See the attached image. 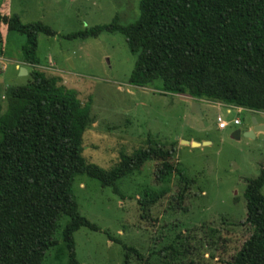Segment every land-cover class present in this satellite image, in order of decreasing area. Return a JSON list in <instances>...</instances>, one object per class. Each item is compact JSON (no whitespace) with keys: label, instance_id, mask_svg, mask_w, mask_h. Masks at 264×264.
Wrapping results in <instances>:
<instances>
[{"label":"trees","instance_id":"16d2710c","mask_svg":"<svg viewBox=\"0 0 264 264\" xmlns=\"http://www.w3.org/2000/svg\"><path fill=\"white\" fill-rule=\"evenodd\" d=\"M0 24L5 42L10 33L23 36L20 61L32 66L29 81L6 87L0 97V264H42L57 234L66 264H80L73 232L97 226L79 213L72 195L79 174L114 190L115 180L154 161L156 180L174 176L175 203L169 200L168 207L184 209L179 201L193 180L173 161V146L147 140L130 154L121 153L108 169L86 161L81 138L92 123L87 102L76 99L60 76L34 68L37 34L54 31L40 21L22 23L14 13H0ZM100 31L119 32L135 55L129 84L158 80L163 92L264 113V0H138L132 22L121 24L115 17L63 36L85 38ZM263 183L264 158L243 190L245 215L239 224L250 232L231 254L214 252L213 238L189 244L180 232L147 254L107 237L120 246L121 264H264ZM156 199H136L140 217L155 219L149 214ZM204 243L207 256L199 250Z\"/></svg>","mask_w":264,"mask_h":264},{"label":"rangeland","instance_id":"374dc122","mask_svg":"<svg viewBox=\"0 0 264 264\" xmlns=\"http://www.w3.org/2000/svg\"><path fill=\"white\" fill-rule=\"evenodd\" d=\"M138 0H0V13H14L22 23L40 21L54 31L38 33L35 54L47 74L60 76L76 99L87 102L92 123L83 132L81 155L103 169L113 166L121 153L130 154L147 140L164 147L173 146L174 159L193 180L179 204L175 203L174 176L155 179L154 161L101 187L84 174L74 177L72 195L78 211L97 226L79 227L73 232L74 250L80 264H121L120 246L108 239L118 237L144 254L168 243L176 232L182 239L216 240L214 252L233 253L248 236L250 228L239 224L245 215L243 190L257 176L264 158V113L226 107L215 101L198 99L200 115L191 111L193 98L163 92L158 80L143 86L132 85L127 77L135 55L119 32L100 31L96 36L67 38L63 35L107 24L115 17L121 24L137 15ZM5 25L0 24V97L8 86L29 81L32 66L20 61L23 36L10 33L4 41ZM18 64L26 74H18ZM226 122L216 127L215 117ZM251 116L263 130L251 129ZM239 118L234 125L232 119ZM238 129V136L232 132ZM193 139L197 146L180 140ZM264 195V183L260 188ZM157 198L149 216L140 217L136 199ZM148 216V217H149ZM176 222L177 226H172ZM187 235V236H186ZM42 264H66V248L57 234ZM205 244V243H204ZM221 246H224L222 248ZM205 244L199 250L207 256ZM212 262V260H209ZM131 263H134L131 261Z\"/></svg>","mask_w":264,"mask_h":264},{"label":"water","instance_id":"95a60500","mask_svg":"<svg viewBox=\"0 0 264 264\" xmlns=\"http://www.w3.org/2000/svg\"><path fill=\"white\" fill-rule=\"evenodd\" d=\"M18 74H20V75L21 74H26V70L24 69V67L21 66L19 68ZM191 111L194 112L195 114H199L200 115L199 104L197 103V100H195V99H193V102L191 103ZM251 124H252V128L244 131V135L245 136L252 135L253 131L263 130L262 129L263 124L257 123L253 116H251ZM238 133H239V130L236 129V130H234V132H232V135L237 137ZM180 142L183 143V144H189L191 146L199 145V142H196V141H187V140L181 139Z\"/></svg>","mask_w":264,"mask_h":264},{"label":"built area","instance_id":"2783aa9c","mask_svg":"<svg viewBox=\"0 0 264 264\" xmlns=\"http://www.w3.org/2000/svg\"><path fill=\"white\" fill-rule=\"evenodd\" d=\"M221 104H223V103H221ZM224 106H227L226 107V110H227V112L229 111V107H234V108H236V110H237V112L239 111V110H242L240 107H236V106H232V105H226V104H223ZM215 121H216V127L218 128V129H222V128H224L225 126H226V122L225 121H223L221 118H220V116L219 115H216V117H215ZM239 118H237V117H234L233 119H232V123L234 124V125H236V124H239Z\"/></svg>","mask_w":264,"mask_h":264},{"label":"crops","instance_id":"0c3cea01","mask_svg":"<svg viewBox=\"0 0 264 264\" xmlns=\"http://www.w3.org/2000/svg\"><path fill=\"white\" fill-rule=\"evenodd\" d=\"M21 67V64L18 65V64H15V68L19 70V68ZM23 67V66H22ZM26 70V68H24ZM26 73H27V70H26ZM227 112V110H226ZM240 123V122H239ZM190 140H193V139H187V141H190Z\"/></svg>","mask_w":264,"mask_h":264}]
</instances>
